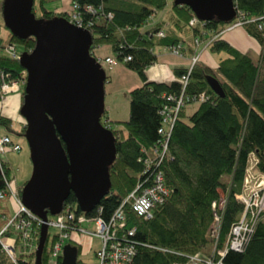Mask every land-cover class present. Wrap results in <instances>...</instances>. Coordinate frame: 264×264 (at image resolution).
I'll return each mask as SVG.
<instances>
[{
    "label": "trees",
    "instance_id": "trees-1",
    "mask_svg": "<svg viewBox=\"0 0 264 264\" xmlns=\"http://www.w3.org/2000/svg\"><path fill=\"white\" fill-rule=\"evenodd\" d=\"M75 3L82 23L86 26L90 24L87 29L92 36L91 56L98 59L94 50L106 45L110 48V58L137 74L142 81L140 87L128 94L129 120L123 124L124 130H115L110 122L106 124L116 139V157L109 167L110 192L87 216H99L108 221L136 187L150 185L154 174L160 171L170 194L164 204L153 210L151 219L137 216L128 202L122 208L125 229H135L130 238L136 250L133 264H183L189 256L209 259L213 253V261H221L222 264H264V218L257 223L241 251L228 250L223 258L217 255V251L225 248L231 227L243 212V205L235 196L243 191L251 155L257 161L254 172L264 176L263 21L243 26L245 32L262 48L258 61L254 62L225 41L214 40L234 20L223 23L213 19L191 27L189 22L194 15L190 9L173 5L177 15L174 26L180 29L190 27L195 35H199V28H202L213 40L210 43L211 52L225 53L228 57L219 63L217 70L197 62L189 73L191 65L188 69L177 70V80L166 84L148 81L145 71L157 61L154 53L156 47H165L169 51L171 47L179 45V40L170 33H164L161 25L150 30H145V26L154 15L165 9L167 0H75ZM233 4L236 17L240 13L245 19L257 20L264 12V0H233ZM89 6L94 8L95 14L84 11ZM100 11H104L105 15L102 16ZM107 13L112 14L111 19L106 17ZM55 17L67 19L68 12H44L39 19L51 20ZM259 25H262L261 29ZM158 33H163V37H158ZM5 44L0 38V72L5 75L7 83H19L22 105L25 71L18 59L5 53V48L11 45L18 54L29 53L35 41L33 38L19 39L10 33ZM17 46L22 48L20 52ZM127 57L129 61H125ZM183 76L187 78L185 86L181 82ZM210 77L219 83L224 94L222 98L209 88L207 80ZM181 93L190 98L204 94L207 100H190L184 105L169 135L168 158L158 168H147L144 160L153 158V149L160 139V112L164 105L170 103L167 100L170 96L177 98ZM190 103L199 105L194 113L187 116L185 108ZM103 118L108 119L105 112ZM21 120L22 128L14 131L11 120L0 113V126L6 131L0 136H7L18 144L10 134L24 136L26 124L22 117ZM20 151L21 147L18 152L7 153ZM1 163L6 178L12 182V168L3 159ZM24 184L17 188L18 194ZM3 190L5 185L0 179V191ZM221 198L224 204L222 208H217L220 223L219 237L215 241L209 232L214 222L212 205H218ZM67 206L79 213L72 193L65 200L63 208ZM38 231L32 227L36 242ZM6 235L10 236L12 232ZM49 239L48 235L41 257L42 264H47L51 257L56 235L51 239L50 246ZM77 251L79 254L80 247H77ZM0 264H34V254L17 253L14 263L0 251ZM56 264H61V257ZM77 264L82 263L77 261Z\"/></svg>",
    "mask_w": 264,
    "mask_h": 264
},
{
    "label": "water",
    "instance_id": "water-1",
    "mask_svg": "<svg viewBox=\"0 0 264 264\" xmlns=\"http://www.w3.org/2000/svg\"><path fill=\"white\" fill-rule=\"evenodd\" d=\"M174 5L188 7L202 23H230L236 17L233 0H174ZM33 7L34 0H4L2 19L13 36L35 41L33 50L18 59L26 74L20 116L32 164L20 198L44 222L34 254V264H42L45 222L62 211L69 194L84 214L109 194L116 139L100 123L106 73L91 56V34L61 17L38 19ZM207 82L216 96H224L215 79ZM77 256V248L68 244L61 264H77Z\"/></svg>",
    "mask_w": 264,
    "mask_h": 264
},
{
    "label": "built area",
    "instance_id": "built-area-1",
    "mask_svg": "<svg viewBox=\"0 0 264 264\" xmlns=\"http://www.w3.org/2000/svg\"><path fill=\"white\" fill-rule=\"evenodd\" d=\"M69 2L70 9L68 11L67 21L78 28L88 31V26L84 25L80 20L79 13L77 12V4L75 0H62ZM86 13L95 14L93 7L89 6L84 9ZM104 16L105 12L100 11ZM237 16V13H236ZM106 17L111 19L112 14L107 13ZM256 21H263L264 26V12L263 15L256 19H245L240 13L234 19L229 29L243 27L244 24ZM198 20L194 17L190 20L189 25L195 26ZM262 28V25H259ZM158 37H163V33H158ZM170 54L182 57V48L180 45H175L169 49ZM5 53L12 58L19 59L20 54L17 53L15 48L11 45L6 46ZM127 57L125 61H129ZM100 63L108 65H115L116 61L112 58L98 60ZM197 62V58L191 61V67ZM183 86L187 84L186 76L181 78ZM19 90V83H7L5 75L0 72V103L5 96L12 92ZM170 103L164 105L160 115L162 117L161 126L158 130L160 139L158 145L153 149V158H146L144 163L147 168H158L164 159L168 158L169 148V135L173 129L179 114L186 103L190 100L196 102H205L207 98L204 94H199L196 97H188L181 93L179 97L170 96L167 99ZM108 119H104L102 124L106 126ZM20 147L18 144L13 143L7 136H0V179L5 185V190L0 191V198L10 197L16 206V213L14 217L0 230V251L5 253L14 263L16 261L17 253L31 254L36 250V241L32 227L40 230L43 221L28 210L22 203L17 189L13 191L11 188V180L6 178L3 166L1 163L2 156L7 151L18 152ZM256 159L253 155L250 157V163L246 170L244 179L243 191L241 194L235 196L237 201L243 205V212L240 219L235 223L228 234L226 246L223 250L217 251V255L223 258L228 250L239 252L247 243L250 235L253 233L257 223L264 218V176L255 173L254 167ZM169 190L164 185L163 174L158 171L152 177V182L148 186H139L129 194L126 200L115 210L113 215L108 221L102 220L99 216L88 217L84 213H76L68 206L55 216H48L45 224L48 229L53 228L56 230V239L51 247V257L47 264H56L62 249L66 242L72 241L77 243V239L72 237V234L82 233L95 237L100 242V247L95 252L97 264H133V259L136 254L135 246L130 241L134 235L135 229H125V217L123 214V206L126 202L130 203L132 210L137 216L149 220L152 218L153 210L165 203L169 197ZM224 199H221L219 204L213 203L212 211L214 222L210 227V237L215 241L219 237V223L220 218L217 214V208H222ZM92 224L96 228L94 232H88L81 229L82 224ZM7 232H12V235H6ZM39 232V231H38ZM37 232V233H38ZM38 238V237H37ZM216 251V245L213 247ZM214 253L211 258L204 259L198 255L189 256L183 264H222L221 261L215 262ZM180 264V263H174Z\"/></svg>",
    "mask_w": 264,
    "mask_h": 264
},
{
    "label": "crops",
    "instance_id": "crops-1",
    "mask_svg": "<svg viewBox=\"0 0 264 264\" xmlns=\"http://www.w3.org/2000/svg\"><path fill=\"white\" fill-rule=\"evenodd\" d=\"M65 11H69L70 4L69 2L63 1ZM174 5V0L171 3L167 2V6L165 9L168 10V22L163 18L154 17V21L152 27L156 25H161L164 33L171 34L174 38L178 39V43L182 48V57L174 56L170 54V52L165 48L161 47L162 51L159 50L156 54L157 61L154 65L150 66L146 69L145 75L148 81L158 82V83H166L170 84L177 80L176 71L177 70H185L188 69L191 65V61L193 58H197V64L204 65L212 70H217L219 67V63L225 60L228 56L225 53H212L211 52V42L213 41L209 35H207L202 28H199L200 34L195 35L193 30L190 27H185L184 29L177 28L173 25V21L177 19V15L173 10L172 6ZM67 8V9H65ZM159 13V12H158ZM152 17V18H153ZM167 26V27H166ZM178 30L189 31V34L186 35V40L188 45L185 47V42L178 35ZM148 29L151 27H147ZM145 29V30H148ZM149 29V30H150ZM1 38V36H0ZM2 39V38H1ZM219 39L228 43L233 49L240 52L241 54L249 56L254 62L258 61L260 51L262 50L261 45L252 37H250L243 27H237L229 29L228 27L221 32V34L216 37L214 40ZM3 44L6 45L3 41ZM96 54V53H95ZM99 56V55H97ZM101 58L111 57L110 53L100 55ZM123 67V66H122ZM119 67L118 65L109 66V76H107V81L111 83L116 76H124L128 79V83L124 82L122 89L118 92L123 94L121 95V99L123 100H114V104H110L107 108V115L111 126L115 128L116 125L121 126L125 122H127L128 116V107H127V94L135 88L141 86V79L138 76H134L133 73L127 70L125 67ZM118 92L116 94H118ZM16 92H12L8 94L2 101L0 106V113L4 117L11 120L13 125H17V130L22 128L23 122L20 116V106H21V97L19 94H15ZM107 93V92H106ZM117 97V96H116ZM112 102V101H111ZM106 113V111H105ZM129 120V119H128ZM120 128V127H118ZM115 130H120L116 129ZM2 133V135H4ZM14 140V139H13ZM15 141V140H14ZM19 144V143H18ZM100 247V243L98 248ZM98 249L95 250V252Z\"/></svg>",
    "mask_w": 264,
    "mask_h": 264
},
{
    "label": "rangeland",
    "instance_id": "rangeland-1",
    "mask_svg": "<svg viewBox=\"0 0 264 264\" xmlns=\"http://www.w3.org/2000/svg\"><path fill=\"white\" fill-rule=\"evenodd\" d=\"M41 1H43V0H35L34 7H33V12L35 14V17L38 19L43 15L44 12L65 11V10H63L65 3L62 0H44L43 4L40 5ZM3 2H4V0H0V36L2 38V41H4V43H5L6 41H8V37L10 35V32L5 28V26L3 24V19H2V4H3ZM167 2L171 3L172 0H167ZM65 9H67V8H65ZM167 15H168V10L164 9L163 11L157 13L154 17L163 18L164 20H166V22H168L169 16H167ZM154 17L148 21V23L145 26V29H148L147 27L152 28ZM173 29H175L176 31L178 30L174 27H173ZM177 33L185 42L184 45L186 47L188 45V43H187V40L185 37H186V35L189 34V31L178 30ZM17 50L20 52L22 50V48L20 46H17ZM159 50L162 51V48L156 47L154 49L155 53H157ZM94 53H96V55L102 56L103 54L110 53V48L106 45H103V46L95 49ZM116 65H118L119 67H122V65H120V64H116ZM102 68L105 71L106 76H109V70H110L109 65L106 63H102ZM130 74L137 76V74H135L134 72L130 73ZM124 82L128 83V79L122 75L117 76V77L115 76L111 83H109L106 80L105 85H104V94H105L104 95V105H105L106 115H107V111H108L107 107L111 103L114 104L115 103L114 100H119V99L123 100V99H121V95L123 96V94L119 93L118 91L120 89H122ZM141 85H142V83H141ZM21 92H22V90L20 88L15 94L20 95ZM117 92H118V94H116ZM127 97H128V94H127ZM126 100H127V107H128V116H127V121H128V119H129V97ZM2 101H1V103H2ZM198 105H199L198 103L188 104L185 108L186 115L190 116L192 113H194L196 111V109L198 108ZM0 106H1V104H0ZM20 108H21V106H20ZM118 127H120V128H118ZM115 128L120 129V130H124V125H121V126L116 125ZM13 130L17 131V125H15V126L13 125ZM4 132H5V129L2 126H0V135H2V133H4ZM10 135L12 136V138L15 141H17L20 144L21 151L19 153H6L5 155L2 156V159L4 161H6L9 164V166L12 168V170H11L12 174L10 175L11 179H12L11 188L13 189V191H15L18 187L22 186L25 182H27L29 180L31 173H32V164L30 161L29 148H28V145H27V142H26V139L24 138V136H17L13 133ZM221 197H223V196L221 195ZM221 199H223V198H221ZM16 211H17L16 206L14 205V203L10 197L0 199V228L3 226H6V224L11 220V218L14 217ZM81 229L86 230L88 232H94L96 230L94 225L87 224V223L82 224ZM56 233H57L56 230L53 228H50L48 230V234L50 236L49 243H48L49 246L51 244V239L53 238V236ZM72 237H75L77 239V244L80 245V249H81L80 253L77 256V261L81 262L82 264H97V261L95 258V250L98 249V245L100 243L99 240L95 237H92V236H89L86 234H82V233L72 234Z\"/></svg>",
    "mask_w": 264,
    "mask_h": 264
}]
</instances>
